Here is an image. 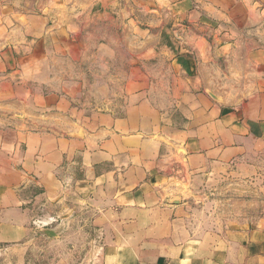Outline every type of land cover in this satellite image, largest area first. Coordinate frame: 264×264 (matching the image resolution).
Listing matches in <instances>:
<instances>
[{
  "label": "crops",
  "instance_id": "0c3cea01",
  "mask_svg": "<svg viewBox=\"0 0 264 264\" xmlns=\"http://www.w3.org/2000/svg\"><path fill=\"white\" fill-rule=\"evenodd\" d=\"M129 1L0 0V264L76 209L96 264H264V0L149 1L143 31L188 53L138 68ZM86 62L108 95L82 104ZM230 176L216 212L198 192Z\"/></svg>",
  "mask_w": 264,
  "mask_h": 264
},
{
  "label": "rangeland",
  "instance_id": "374dc122",
  "mask_svg": "<svg viewBox=\"0 0 264 264\" xmlns=\"http://www.w3.org/2000/svg\"><path fill=\"white\" fill-rule=\"evenodd\" d=\"M149 1L153 0H134V3L129 1V5H132L135 10L133 18H135L138 28L140 29H138L137 26L135 27L134 50H132L131 47L126 48L124 46L122 54L127 53L131 55V53H133L135 56L136 68L141 66L142 61L140 59L148 52L156 54L172 52L175 55L188 53L182 46H175L173 41L175 35L168 31H163L162 34H160V31H154L155 33L153 34L157 36L154 40L148 37L146 31H143L144 27H146L144 21H147L148 15L141 11V6L150 4ZM157 18L159 17L157 16ZM122 54L119 55L120 59ZM122 64V62L118 64L120 69L122 68ZM82 66L83 74H86V77H83V79H76V81L81 84V89L83 91V95L80 99L81 103H90L89 98L95 99L94 95L99 98H104L108 95L99 92L94 93V91H98L104 87L103 84L107 81L105 75L107 71L110 70V65L105 66V63L102 62H86L82 64ZM107 84L109 85V83ZM107 98H109V96H107ZM120 99L121 97L119 100ZM224 178L225 179L222 178L220 180L219 178L215 179L217 182L214 184L215 188L213 190L198 192V196L202 199L214 200V204L216 203L217 205H214L213 209L216 212H219L221 208L224 209L220 203L223 200L227 201L226 195L230 193V198H232L236 195V190H239L236 189L239 187L235 186L237 181L233 176ZM228 186L230 187L229 190L221 189ZM84 212V210L76 209V211H74V220L70 218V220L66 222L57 220H43L37 222L33 235L34 241L32 250L28 257L30 264H96L102 255L104 238L102 235L94 232V228L89 222H85L82 219L87 216V214L84 216Z\"/></svg>",
  "mask_w": 264,
  "mask_h": 264
}]
</instances>
